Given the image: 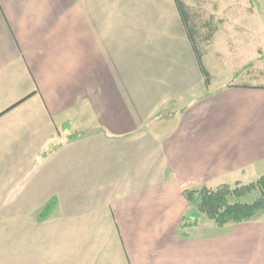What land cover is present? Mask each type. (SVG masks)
<instances>
[{"label":"crops","instance_id":"obj_1","mask_svg":"<svg viewBox=\"0 0 264 264\" xmlns=\"http://www.w3.org/2000/svg\"><path fill=\"white\" fill-rule=\"evenodd\" d=\"M206 15L208 85L174 0H0V264H264V210L182 226L264 175V26Z\"/></svg>","mask_w":264,"mask_h":264},{"label":"trees","instance_id":"obj_2","mask_svg":"<svg viewBox=\"0 0 264 264\" xmlns=\"http://www.w3.org/2000/svg\"><path fill=\"white\" fill-rule=\"evenodd\" d=\"M179 16L183 22L191 48L194 52L199 69L205 83L210 82V74L205 68L201 51V38L205 37L202 29L205 23H196L193 13L185 0H174ZM205 21V20H204ZM258 191V196L251 202H241L238 199ZM183 194L189 201L195 202V209L183 216L182 226H193L197 223L199 216L204 215L216 225L222 226L228 222H241L249 220L264 210V175L248 184H222L215 188L201 187L199 191L185 190ZM235 198L236 201L231 202Z\"/></svg>","mask_w":264,"mask_h":264},{"label":"rangeland","instance_id":"obj_3","mask_svg":"<svg viewBox=\"0 0 264 264\" xmlns=\"http://www.w3.org/2000/svg\"><path fill=\"white\" fill-rule=\"evenodd\" d=\"M185 2L189 5L191 12L194 15L193 20L196 25H198L197 23L199 22L201 23V20H205L207 12L216 9L223 13H237L238 16L253 12V17H238L237 20L239 22V26H243L245 28L247 26L248 30L253 29L255 35L259 31V28L264 26V0H185ZM250 32L251 31H248V34ZM262 38L263 36L261 37V39ZM237 80L238 78H236L234 82H237ZM258 195V191H254L248 196L238 200H240L241 202H251ZM233 201H236L235 198L231 200V202Z\"/></svg>","mask_w":264,"mask_h":264}]
</instances>
